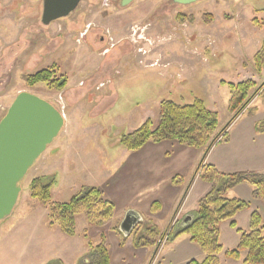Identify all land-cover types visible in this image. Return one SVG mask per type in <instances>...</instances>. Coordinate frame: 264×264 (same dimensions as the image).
<instances>
[{
  "label": "rangeland",
  "instance_id": "1",
  "mask_svg": "<svg viewBox=\"0 0 264 264\" xmlns=\"http://www.w3.org/2000/svg\"><path fill=\"white\" fill-rule=\"evenodd\" d=\"M38 1L0 0V119L14 97L26 91L52 103L63 114L66 111L69 132L61 129L20 181L15 206L0 220V264H59L54 255H59L64 264H78L87 253L82 258L79 254L83 230L96 226L88 225L82 215H77L75 232L80 233L83 222L87 226L82 234L70 238L57 225H48L46 208L29 196L31 179L53 177L51 193L56 201H67L82 186L106 182L103 171L113 170L114 160L123 148L120 135L141 123L144 105L151 109L149 116L155 125L162 99L181 104L201 99L217 113L219 128L225 127L231 115L227 109L229 90L222 81L252 79L256 86L264 81V68L258 72L253 65V55L264 43V0H199L189 5L173 0H133L127 6H121L120 0H82L68 16L48 25L40 21ZM177 14L190 16L193 23L177 22ZM97 16L101 21H97ZM70 19L78 20L82 27L91 25L86 38L79 34L78 39L64 42V24ZM106 23L109 26H104ZM99 36H104L103 42ZM79 47L83 51L77 53ZM99 49L103 57L96 56ZM99 61L120 70L116 76L119 83L109 98L99 99L97 94H91L86 100L81 92L89 88L95 77L86 81L88 77L83 79L81 70L84 65ZM51 65L69 78L62 91L54 92L43 84L26 85L27 74ZM76 82L85 86L76 88ZM259 93L252 96L229 126L226 141L220 139L221 143L229 140L233 150L242 151L246 157L232 161L236 162L234 167L241 168L234 172L251 171L243 169L264 163V154L256 149L261 140L249 134L250 130L256 133L255 123L264 120ZM78 101H82L81 105L74 107ZM252 107L257 109L254 117L246 114ZM69 110H74L73 115L68 114ZM85 127L89 128L82 133ZM175 224L170 222L156 240L154 255L162 242L174 239L166 238L176 231ZM219 228L223 251L218 253V259L223 264L231 259L224 256V251L234 246L232 238L237 235L234 229L227 232ZM176 237L174 253L184 249L182 239L188 235L180 233ZM172 255L168 256L171 260Z\"/></svg>",
  "mask_w": 264,
  "mask_h": 264
},
{
  "label": "trees",
  "instance_id": "2",
  "mask_svg": "<svg viewBox=\"0 0 264 264\" xmlns=\"http://www.w3.org/2000/svg\"><path fill=\"white\" fill-rule=\"evenodd\" d=\"M177 22L193 19L184 14H177ZM253 65L256 71L264 68V43L253 55ZM25 83L29 87L43 84L47 89L54 92L62 91L66 87V76L59 74L55 65L41 68L25 76ZM229 90L227 109L231 117L222 129L219 128L217 113L208 109L204 101L194 99L191 103H176L173 100L162 99L159 102L158 120L153 125L150 119L131 132L124 133L119 137L120 145L127 150H137L146 142L154 143L164 140L176 141L181 145L191 148H204V154L196 166L193 177L210 183V190L197 202L191 221L183 228L169 233L166 238L176 237L180 233H186L189 241L196 244L204 253L201 261L190 259L186 264H219L218 253L222 251L219 243V224L228 221L229 226L239 234L237 245L233 249L225 250L227 258L239 259L241 253L244 258L241 264H264V224L258 211H251L248 219V228L241 231L234 220V216L250 207L247 200L229 198L226 194L229 190L240 184L251 187L253 200L264 203V173L255 171H240L234 173L220 172L214 165L205 162V155L213 144L226 141L227 129L234 120L243 112L244 108L252 99V96L260 92L264 106V81L256 86L252 79H244L238 82H224ZM256 107L249 108L248 116H253ZM256 133H264V120L255 123ZM181 178L175 176L174 184H179ZM53 177L37 176L29 182V196L37 200L47 210L48 225H57L67 236L72 237L75 233V219L82 215L90 226L103 227L110 223L114 215V204L105 199L100 188L97 186H82L79 191L67 201L52 199L51 187ZM160 209L157 201L150 205V212L155 214ZM138 221L127 234L136 248H152L157 246L156 240L162 234L155 224ZM148 224V225H146ZM116 234L123 243V233L116 227ZM87 230H83L86 238ZM88 251L78 264H109V253L105 236L100 235L99 241L93 245L87 241Z\"/></svg>",
  "mask_w": 264,
  "mask_h": 264
},
{
  "label": "crops",
  "instance_id": "3",
  "mask_svg": "<svg viewBox=\"0 0 264 264\" xmlns=\"http://www.w3.org/2000/svg\"><path fill=\"white\" fill-rule=\"evenodd\" d=\"M98 19L97 21H101L99 17ZM68 23L73 25L68 27ZM74 23H76V25H74ZM104 26H109V24L106 23ZM90 27L91 25L88 27L86 24L82 27L78 24V20L75 19L66 20L63 29L64 42L68 38L76 37V39H78L79 34L86 38ZM103 40L104 36H99V41L103 42ZM75 51L79 53L82 52L83 49L79 47L76 48ZM100 51L101 49L95 51L97 52V57H103ZM118 72L120 73V70L115 66L108 64L102 65L101 61L96 64L84 65L81 70L82 78L86 79L88 77L86 79L87 81L95 77V81H91L88 86L93 90L88 88L85 89L87 91L84 90L85 93L81 92L82 98L88 100L91 94H97L99 99H107L112 96L115 90L114 88H116L119 83L116 79ZM170 76H172V74ZM68 82L69 78L67 79V84ZM77 82L75 85L76 88L85 86V83L82 84L83 86H80ZM96 86L98 87L97 90L94 89ZM81 102H76L74 107L78 104L81 105ZM92 109L93 108L89 111H92ZM73 111L74 110H69L68 114L73 115ZM149 112L151 113V109L147 105H144L141 112L140 124L146 119H150ZM94 114L95 113H92L91 115ZM63 117L64 128H62V132L64 131V133L67 134L69 132V124L66 111ZM254 121H256V118H254ZM137 126L135 128H137ZM88 128L89 127L82 128L81 132H85ZM228 130L229 129H227V131ZM77 131L75 133H77ZM249 134L254 137V139L261 140L256 149L264 154V134H256L253 133L252 130H250ZM231 145L229 140L226 143H221L220 141L216 142L207 151L205 162L212 163V165L222 172L241 170V168L234 167L236 162L232 163V161L244 160L246 157L242 151L241 153L235 152ZM219 147L221 150H218ZM203 154L204 148L196 149L186 147L172 140H164L157 143L148 141L142 147L132 152H128L125 148H121L118 153L119 158L114 160L113 170L103 171L106 173L105 179H107V181L100 185H96L100 188L103 197L114 204L113 218L110 224L104 227H90L88 229L86 238L83 237L82 248L79 253L81 254V258L86 251H88L87 241L91 242V240H95V243H93L95 245L99 241L100 235L103 234L108 247L109 264H186L190 259H203L204 253L196 244L190 242L188 237L182 239L184 249L182 251L179 250L180 252H175L176 254L179 253L177 256L174 255V251L177 248L176 242H178V237H174L169 243L165 242L162 244L154 255L153 248L134 247L130 237H127V234L123 232L122 236L125 240H123L121 244L120 237L114 231L116 227L120 230V222L123 221L125 215L129 212H132L138 218V221H142L143 219L151 220V222L157 226L160 233L164 232L172 221L176 222V231L185 227L192 219L198 200L205 195L211 187L210 183L200 180L197 176L192 178L194 170ZM243 170L264 172V163L261 166ZM175 176L181 178L179 184H174L172 182ZM228 193L229 198H240L250 203V208L248 210L240 211L234 216L236 226L238 227L237 224L239 223V229L241 231L247 230L248 218L252 210H256L260 213L264 224V203L252 199L251 187L249 185L240 184L228 191ZM153 201H157L160 205V209L155 214L150 212V205ZM186 217H188L190 221L184 225L183 219ZM239 220H241V222H239ZM86 226V222H83L80 233L75 232L70 238L82 234V230ZM219 226L223 227L227 232L230 229H234L229 226L228 221L221 222ZM234 231L237 237L232 238V245L234 244V246H236V242L239 240V234L235 229ZM219 234L220 240V228ZM88 237L90 238L89 240ZM233 247H229L228 249H232ZM171 255L173 257L172 260L168 257ZM53 257L60 262L59 264H64L59 255H54ZM218 257H220V254H218ZM243 258L244 253H241L239 259H227V261H223V264H241ZM219 263L222 264L221 259H219Z\"/></svg>",
  "mask_w": 264,
  "mask_h": 264
},
{
  "label": "water",
  "instance_id": "4",
  "mask_svg": "<svg viewBox=\"0 0 264 264\" xmlns=\"http://www.w3.org/2000/svg\"><path fill=\"white\" fill-rule=\"evenodd\" d=\"M81 0H42L40 21L43 25L68 16ZM133 0H120L127 6ZM199 0H173L189 5ZM64 117L59 109L37 95L19 92L0 119V220L8 216L15 206L20 181L37 161L46 147L63 128ZM138 218L129 212L120 224V231L128 234ZM183 219V224L189 222Z\"/></svg>",
  "mask_w": 264,
  "mask_h": 264
},
{
  "label": "flooded vegetation",
  "instance_id": "5",
  "mask_svg": "<svg viewBox=\"0 0 264 264\" xmlns=\"http://www.w3.org/2000/svg\"><path fill=\"white\" fill-rule=\"evenodd\" d=\"M81 1H82V0H81ZM108 1H110V0H106L105 2H108ZM38 3H39V5L42 7V0H39Z\"/></svg>",
  "mask_w": 264,
  "mask_h": 264
},
{
  "label": "built area",
  "instance_id": "6",
  "mask_svg": "<svg viewBox=\"0 0 264 264\" xmlns=\"http://www.w3.org/2000/svg\"><path fill=\"white\" fill-rule=\"evenodd\" d=\"M106 0H104V3H105Z\"/></svg>",
  "mask_w": 264,
  "mask_h": 264
}]
</instances>
